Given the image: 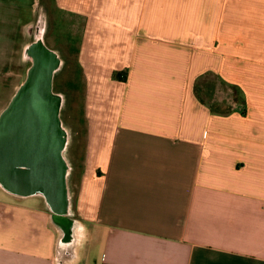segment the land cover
I'll list each match as a JSON object with an SVG mask.
<instances>
[{
	"label": "crops",
	"instance_id": "obj_1",
	"mask_svg": "<svg viewBox=\"0 0 264 264\" xmlns=\"http://www.w3.org/2000/svg\"><path fill=\"white\" fill-rule=\"evenodd\" d=\"M29 2L0 0V113ZM58 2L103 20L80 48L84 165L68 215L0 188V264H264V0Z\"/></svg>",
	"mask_w": 264,
	"mask_h": 264
},
{
	"label": "water",
	"instance_id": "obj_2",
	"mask_svg": "<svg viewBox=\"0 0 264 264\" xmlns=\"http://www.w3.org/2000/svg\"><path fill=\"white\" fill-rule=\"evenodd\" d=\"M41 22L37 42L27 43L23 51L26 59L27 54L35 53L34 63L0 113V188L15 197L42 196L53 212L68 215L72 204V131L63 118L66 95L54 90L55 77L65 61L59 49L46 44L42 12L37 24ZM19 126L24 131L17 135ZM31 134L34 144L27 137ZM28 146L39 152L30 151Z\"/></svg>",
	"mask_w": 264,
	"mask_h": 264
},
{
	"label": "rangeland",
	"instance_id": "obj_3",
	"mask_svg": "<svg viewBox=\"0 0 264 264\" xmlns=\"http://www.w3.org/2000/svg\"><path fill=\"white\" fill-rule=\"evenodd\" d=\"M41 12L46 19V42L50 47L59 49L65 61L62 71L57 74L54 81V89L56 91H61L66 95V107L63 112V118L72 131V143L69 147V158L73 164V176L71 180V185L73 187V180L76 182L77 175L79 174L82 165H84V141L87 133L84 116L86 102V70L84 69L85 65L81 62L82 60H80V48L83 39L88 33H90L89 29H91V26L99 21H102L103 23V20L101 18L100 20H96V16L70 13L59 5L58 0H34L33 5L29 2V5L25 8L24 14L21 18V27L26 26L25 28H27L30 25L28 28V34H26L25 31L22 32L21 40H23V42L29 43L32 41ZM103 17H105V19L107 17L109 19L114 18V20H116L115 22L121 23L124 19L122 15H107ZM168 17L169 16L163 14L138 16L134 17L132 21L129 20V24L131 28L133 26L134 28H139V26L143 27L146 24H163L167 21ZM32 23L33 25L31 26ZM121 33V31H118L116 34H113L112 37H110V40L112 41L116 38L120 39L121 36L118 35H121ZM125 33H128V31H125ZM137 33L143 36H150L152 33H155L163 38L164 36L173 35L174 39H176L175 41L184 45L187 43V40H189L186 31H138ZM137 33L134 31L132 32L134 38H138ZM114 35L116 36L114 37ZM23 50L24 49L21 51L20 48L19 61L18 64H16L18 68L17 72L15 65H13L12 72H10V70L3 72V77H7L6 83L10 85L8 89L11 90V97L14 95L16 88L25 80L27 70L30 66L29 59H26ZM214 82L216 81H213V83ZM213 83H211L210 86L214 87L215 85L216 89L217 85L216 83ZM217 84L219 85L220 83L217 82ZM220 86L225 93L229 92V88L226 85L223 86L220 84ZM5 90L6 88L0 83V92L2 95H4ZM1 194L3 198H10L5 192H2Z\"/></svg>",
	"mask_w": 264,
	"mask_h": 264
},
{
	"label": "flooded vegetation",
	"instance_id": "obj_4",
	"mask_svg": "<svg viewBox=\"0 0 264 264\" xmlns=\"http://www.w3.org/2000/svg\"><path fill=\"white\" fill-rule=\"evenodd\" d=\"M43 22H41L39 25L37 24V26H36V31H35V35H34V37H33V39H32V41L31 42H33V43H36L37 42V36L39 35V33H40V31L42 30V27L40 28V25L42 24ZM45 39H46V36H45ZM46 44H47V42H46ZM48 45V44H47ZM48 47H50L49 45H48ZM50 48H52V47H50ZM55 49V48H54ZM27 57H28V59H29V63H30V66L29 67H31L32 65H33V63H34V59H35V57H36V55H35V53L34 52H31V53H29V54H27ZM62 71V70H61ZM57 76V75H56ZM55 79H56V77H55ZM55 86V85H54ZM55 90V89H54ZM56 91V90H55ZM57 92H61V91H57ZM30 123L32 122V120H28ZM22 126V125H21ZM21 126H19L18 127V130H17V135H19V133L20 132H23L24 131V129H21ZM27 134H28V132H27ZM28 137V140L30 141V144H34V139L32 138L33 137V134H31L30 136H27ZM43 139H42V143H43V147L45 148L46 147V145H45V136L44 137H42ZM37 142H38V140H37ZM29 148H30V151H32V152H34V153H38L39 151H35V146H28ZM59 149H60V147H59ZM42 150L43 151H41L42 153H45V150L42 148Z\"/></svg>",
	"mask_w": 264,
	"mask_h": 264
}]
</instances>
